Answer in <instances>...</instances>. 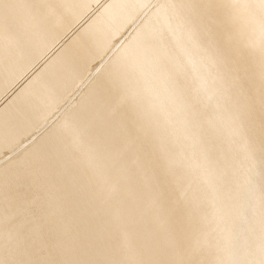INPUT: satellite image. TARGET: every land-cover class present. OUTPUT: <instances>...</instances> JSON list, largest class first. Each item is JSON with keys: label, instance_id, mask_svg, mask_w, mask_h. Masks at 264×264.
<instances>
[{"label": "bare ground", "instance_id": "1", "mask_svg": "<svg viewBox=\"0 0 264 264\" xmlns=\"http://www.w3.org/2000/svg\"><path fill=\"white\" fill-rule=\"evenodd\" d=\"M98 1L0 0V100L6 97L0 104V159L46 127L92 75L72 109L63 107L49 129L0 160V260L23 254L20 264H260L264 138L246 134L257 129L246 115L254 105L264 107V0H101L87 16ZM128 28L127 42L117 45ZM237 67L248 68L244 80L256 84L257 100L233 93L240 81L225 73ZM23 75L29 77L15 89ZM202 88L203 96L189 95ZM166 99L173 103L167 108ZM217 101L216 108L209 106ZM191 102L194 110L185 111ZM224 102L232 107L224 109ZM170 114L199 125L200 132L221 121L234 145L223 147L217 130L210 137L176 130L166 122ZM170 130L200 146L179 169L182 155L166 148L162 136ZM140 144L147 149L135 160ZM236 147L247 150L244 159H257L251 175L233 183L260 184L258 191L230 192L224 184L222 177L233 178L241 168ZM224 156L209 182L224 192L190 195L172 213L177 188L183 195L184 183L201 182V174ZM159 174L160 183L153 184ZM146 178V188L137 189L134 182ZM207 200L218 205L205 217ZM25 240L35 249L20 250ZM210 241L216 244L196 256ZM218 252L225 257L212 260Z\"/></svg>", "mask_w": 264, "mask_h": 264}, {"label": "rangeland", "instance_id": "2", "mask_svg": "<svg viewBox=\"0 0 264 264\" xmlns=\"http://www.w3.org/2000/svg\"><path fill=\"white\" fill-rule=\"evenodd\" d=\"M100 2H102L101 0H99ZM97 2V3H95V4H93V5H95L94 7H93V5H90L91 6V8H90V10L87 12V16L88 15H90V13L91 14H93L92 12H90L91 10L93 11L94 10V8L96 9L98 6H99V3L100 2ZM150 3V4H149ZM148 4H149V6H151L152 7V4L151 3H153L152 1L151 2H149ZM98 4V5H97ZM97 6V7H96ZM147 6V5H146ZM150 7H144V10H143V8L141 9V11H139L140 13L137 15V17H138V19L140 18V19H142V15L143 14H145V13H143V11H145L146 9H149ZM97 10V9H96ZM96 10H94L93 12L95 13V11ZM143 10V11H142ZM142 12V13H141ZM259 12H260V10H259ZM142 14V15H141ZM140 15V16H139ZM87 16H85V17H83V20H81L83 23L86 21L85 19H87L88 17ZM137 19V24H141V20H138ZM79 22V24L80 23H82V22ZM139 22V23H138ZM136 22H134L133 24L134 25H137V24H135ZM133 24H131V26H134ZM130 26V27H131ZM129 29H130V31H129ZM132 29L133 28H128V29H126L125 30V32H127V33H125L124 32V36L122 35V37L120 38V40H119V42L118 43H116L117 45H119L120 43L121 44H124V43H126L127 41L126 40H124V39H127L128 40V35L131 33V31H132ZM127 37H126V36ZM66 38H67V36L66 37H64V39L66 40ZM64 39H62L61 41H65ZM124 40V41H123ZM123 41V42H122ZM63 42H58V45L60 44V43H63ZM55 48H57V47H55ZM55 48L52 50V51H54L55 50ZM49 56V54L48 55H46V56H43L40 60V63L39 64H36L35 66H34V68H32V70L34 69H37L40 65H41V63H42V61H44V59H46V57H48ZM105 62V61H104ZM39 65V66H38ZM261 65L264 67V61L261 63ZM37 66V67H36ZM96 66H98V65H96ZM94 69V70H93ZM92 69V73H96L97 72V68L96 67H94ZM33 70V71H34ZM33 71H31V70H29V71H27L26 72V74L25 75H31V73L33 72ZM95 71V72H94ZM248 68H244V69H242V68H235V69H233V70H231L229 73H225V75H228L230 78H232V79H236V80H239L240 81V86H239V88L235 91V92H233V93H240V94H243V97L245 98V100L246 101H249V102H252V101H255V100H257V98H256V96L258 95V94H260V92H257L256 91V84H253V83H248V82H246L245 80H244V77H245V75L248 73ZM31 72V73H30ZM90 74V73H89ZM29 76H22L20 79H19V83L18 82H16L14 85H15V89L16 88H18V86L23 82V81H25ZM26 77V78H25ZM90 77H92V75L90 74ZM90 77H88L87 76V80H84L83 82H81V83H79L78 85H77V88L76 89H74L71 93L72 94H70V97L68 98V100L67 101H69V103L66 101L65 102V105L64 106H62V107H60L61 109L59 110L58 108H56V110L54 111V113L56 112V114L54 115V116H52V118L50 117L49 119H50V121H48L47 120V122L49 123V124H46V127H44L45 126V124L41 127V131H40V129H38L37 131H35L34 133L36 134H32V133H30L29 134V136L27 135V138H28V140L31 138V142L33 141L32 139H35L36 137L35 136H38V135H40L42 132H44L45 131V129H49V126L50 125H52V124H54V123H56V119L58 120L59 119V114H61V112L60 111H62V109L64 110V108L65 109H72L73 107V105H70L69 106V104L70 103H72V102H75L77 99H78V97L80 96V93L82 92V90L83 89H85V87H86V85L89 83V80L91 79ZM195 78V76L193 75L192 77H191V79H194ZM23 81H22V80ZM89 79V80H88ZM85 82V83H84ZM87 82V83H86ZM18 84V85H17ZM82 84V85H81ZM84 84V85H83ZM86 84V85H85ZM13 85V86H14ZM13 86H12V88H13ZM81 86H83L82 88H81ZM13 88V89H14ZM80 89V90H79ZM12 90V89H11ZM77 90V92H74V91H76ZM9 92H10V90H9ZM9 92L7 93V97L11 94V92H10V94H9ZM73 92H74V94H73ZM205 92V90H204V88H202V89H200V90H196V91H194V92H191V93H189V95H195V97L197 98V97H201V96H203V93ZM76 94V95H75ZM73 95V96H72ZM75 95V96H74ZM264 95V85H263V92L260 94V96H263ZM6 96V95H5ZM77 97V98H76ZM73 98V99H72ZM3 99H6V97H2L1 98V100H0V104L2 103V101H3ZM71 99V100H70ZM222 102H219V101H217L215 104L213 103V102H210L209 103V106L211 107V108H216V105H218V104H221ZM68 104V105H67ZM173 103L171 102V100H169V99H166V100H164V107L165 108H167V107H170L171 105H172ZM223 105V107H224V109L225 108H227L228 110L232 107V104L231 103H223L222 104ZM195 103H186V106H185V111L186 110H188L189 112H191V111H193L194 110V108H195ZM237 109H244V105H243V103L242 102H236V104L234 105ZM64 107V108H63ZM67 107V108H66ZM69 107V108H68ZM57 113H59V114H57ZM157 113V111H154V112H152V113H150V114H147V117L149 118V117H151V116H153V115H155ZM55 117V118H54ZM57 117V118H56ZM55 120H54V119ZM51 119H52V122H54V123H52L51 122ZM206 120V117L204 118V117H202L201 119H200V124L202 123V122H204ZM246 120L247 121H251L252 123H256L257 124V129L256 130H254V131H252V130H247L246 131V134H248V135H251V134H257V133H259V134H262L263 135V138H264V107H262L260 104H257V105H254L253 106V110H252V112L250 111V113L249 114H247L246 115ZM46 122V123H47ZM50 122L52 123V124H50ZM166 122L168 123V125L169 126H172L174 129H176V130H182V129H184L185 131H187L188 133H190V134H197V133H203L204 135H206L207 137H210L211 135H212V133L215 131V130H217V131H219V134H218V139H220V137L221 138H223V141H222V143H223V147H231V146H233L234 145V140L231 138V136H229V135H227V133H226V127H224L223 126V123L221 122V121H218L217 123H216V127H215V129H207V130H203L202 129V131L200 132V126L199 125H196V124H189V123H185V122H183V121H181V120H179V119H177V117L175 116V114H170L169 116H168V118L166 119ZM51 127V126H50ZM44 130V131H43ZM38 133V134H37ZM157 133V131H156V129L154 128V129H151V134H152V136L153 135H155ZM34 138H33V137ZM162 136H163V138L164 139H166L167 140V142H168V144L166 143V148H168V149H170V150H173V151H179L180 152V154L182 155V159H181V165H179L178 167H176L177 169H179V167H182V166H184L185 164H187L188 162H189V160H190V157H191V155H190V153H192L194 150H196V149H198L200 146L199 145H197V143H192V142H190L186 137H184V136H181V135H178V134H176L174 131H172V130H170V131H166V132H164V133H162ZM26 138V137H25ZM27 138L25 139V142L24 141H22L21 143H20V146H18L17 148H15V150L13 149V150H6V152L4 151L2 154H1V161H3L4 162V160H6V159H9V158H11L12 156H15V155H17L18 153H20V148H21V151H22V149L24 148V146L26 147V145H29L31 142L29 141V144H27L26 142H28V140H27ZM27 140V141H26ZM259 141H261L260 142V147L264 150V140H259ZM26 144V145H23V147H22V144ZM19 149V150H18ZM144 149L146 150L147 149V147H143V144H140L138 147H136L135 148V150H137V152H138V156L135 158V160H139L140 158H141V153H142V151H144ZM18 150V151H17ZM14 154H12L11 152ZM14 151V152H13ZM152 151V150H151ZM234 151V153H235V155H234V157H235V161H236V165H238V166H240L241 168L236 172V174H235V176L233 177V178H229V177H226V176H224V177H222V180H223V182H224V184L226 183V184H228V182H229V184H230V186L231 187H229L230 188V192L231 191H243V192H248V191H252V190H255V191H258V190H256V187L257 186H259L260 184H256V185H254V186H249V185H242V186H238V185H236V184H234L233 183V179H241V178H243V177H245V176H248V175H251V173H250V170H249V168H250V165L252 164V162L255 160V159H257V158H255V159H247V158H245L244 159V156L246 155V152H247V150H245L244 148H240V147H236V149H234L233 150ZM152 152H156V151H152ZM154 153H151L152 155H155ZM6 155V156H5ZM3 157H5V158H3ZM2 158H3V160H2ZM228 158V156H224V157H222V158H220V160L216 163V161L215 162H213V163H211L210 164V167H211V170L210 171H208V172H206V173H203V174H201V182H199V181H195L194 183H184V186H183V188H184V193H183V195H181L180 194V192H179V188H177V190H176V194H177V199L179 200V202H178V205L172 210V213H174L175 211H177V210H179L180 209V205L183 203V201L185 200V198H187V197H189L190 195H196V194H198L201 198H206V197H210V196H212V195H216V194H222L223 192H224V190H225V187L224 186H219V185H214V184H209V182L211 181V180H213L214 178H215V171H214V166L215 165H221V164H223L225 161H226V159ZM0 161V164L2 163ZM193 171V170H192ZM193 172H195V171H193ZM194 173H190L189 174V178H190V176L191 175H193ZM164 175L163 174H159L158 175V178H156L152 183L154 184H156V185H158L159 183H160V179H161V177H163ZM252 177V176H251ZM147 179L148 178H146V179H137L135 182H134V184H135V187L137 188V189H139V190H144L145 188H146V182H147ZM169 194H171V195H174V190L173 189H169ZM218 204L216 203V202H213V201H210V200H207V202H206V204L204 205V209H203V211H201L202 213H203V215L205 216V217H208V216H210L212 213H213V211H214V209H215V207L217 206ZM90 211V210H89ZM91 212V214H92V216H97V212H92V211H90ZM230 215V217H231V214H229ZM205 227H206V229H208V230H210V231H213V232H216V230H217V228L214 226V228L213 227H211V226H207V225H205ZM202 230V229H201ZM203 231V230H202ZM216 244V241H210V242H208L202 249H204L203 251H201V252H195V255L197 256V255H200L202 252H204L205 251V249L206 248H208V249H210V248H212L214 245ZM20 244H18V246H19ZM32 249H35V246H32V245H28V240H25V241H22L21 242V245H20V250H22V251H25V252H28V251H31ZM39 249V248H38ZM40 251L43 253V251H44V249L43 248H40ZM215 255L216 256H213L212 257V260H215V259H222L223 257H225V253L224 252H218V253H215ZM19 256H21V257H25L23 254H20V255H18V256H15V257H12V258H7V259H5V260H0V264H20L19 262H20V259H19ZM260 264H264V261H261L260 262Z\"/></svg>", "mask_w": 264, "mask_h": 264}, {"label": "snow or ice", "instance_id": "3", "mask_svg": "<svg viewBox=\"0 0 264 264\" xmlns=\"http://www.w3.org/2000/svg\"><path fill=\"white\" fill-rule=\"evenodd\" d=\"M22 264H55V262L33 261V262H22Z\"/></svg>", "mask_w": 264, "mask_h": 264}]
</instances>
